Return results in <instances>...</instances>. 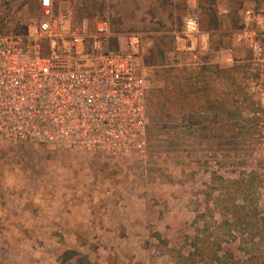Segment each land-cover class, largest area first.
Instances as JSON below:
<instances>
[{
    "label": "rangeland",
    "instance_id": "1",
    "mask_svg": "<svg viewBox=\"0 0 264 264\" xmlns=\"http://www.w3.org/2000/svg\"><path fill=\"white\" fill-rule=\"evenodd\" d=\"M94 1L141 37L146 161L1 149L0 264H264V0Z\"/></svg>",
    "mask_w": 264,
    "mask_h": 264
},
{
    "label": "built area",
    "instance_id": "2",
    "mask_svg": "<svg viewBox=\"0 0 264 264\" xmlns=\"http://www.w3.org/2000/svg\"><path fill=\"white\" fill-rule=\"evenodd\" d=\"M93 2L36 0L23 29L0 14V150L25 145L107 163L146 161L141 37L112 33ZM184 27L196 34L197 18Z\"/></svg>",
    "mask_w": 264,
    "mask_h": 264
}]
</instances>
